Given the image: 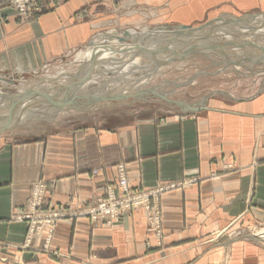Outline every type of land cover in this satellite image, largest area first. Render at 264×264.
I'll return each mask as SVG.
<instances>
[{"label": "crops", "instance_id": "0c3cea01", "mask_svg": "<svg viewBox=\"0 0 264 264\" xmlns=\"http://www.w3.org/2000/svg\"><path fill=\"white\" fill-rule=\"evenodd\" d=\"M110 4L179 27L264 12V0H68L31 23L9 17L0 25V69L31 73L87 44L110 20L94 15ZM220 82L230 87L194 115L66 126L31 141L1 138L0 264H264L258 239L211 240L230 227L264 223V73ZM242 86L252 92L239 94ZM120 164L135 187L196 179L162 195L160 237L139 210L114 227L66 217L28 245V223L12 216L26 208L34 181L47 184L55 205L86 203L116 182Z\"/></svg>", "mask_w": 264, "mask_h": 264}, {"label": "rangeland", "instance_id": "374dc122", "mask_svg": "<svg viewBox=\"0 0 264 264\" xmlns=\"http://www.w3.org/2000/svg\"><path fill=\"white\" fill-rule=\"evenodd\" d=\"M66 1L68 0H0V25L9 17H16L23 24L31 23L37 16L47 13L52 7L62 5ZM132 8L124 9L116 4L107 5L103 9L100 8L94 15L95 18L99 14L98 16L105 15L110 20L96 29L90 41L81 47L66 52L61 59L46 63L37 71L29 73L0 69V139L31 141L66 126L92 124L94 122L104 126H113L128 124L137 117L143 119L151 115L167 116L181 113L194 115L207 108V100L213 97L216 92L217 94H220V91L223 93L224 90L221 88L230 87L228 84L220 87L223 84L220 82L221 80L225 78L229 80L240 79L241 76L247 75L260 78L261 74L264 73V65H261L264 62V47H260L264 46V34L248 36L245 32H239V28L236 27V25H243V27H247L246 29H250L248 27L258 26L259 23L260 25L264 24V18L261 17L264 12H256L240 16L223 14L215 19L190 26L191 30L181 29L188 32L189 38L204 39L198 45L203 52H198L194 46L188 48L190 43L195 41H186V45L177 46L178 53L171 51V57L165 59L168 62H155L158 60L149 59L147 64L139 69L136 68L137 70L132 75L134 78L131 76L132 80L130 81L125 82L124 77H119L112 71L100 74V78L93 82L86 81V76L92 70L90 71L89 68L84 70V61L78 58V54L81 50L93 45L94 40L101 42L104 38L114 39V37L118 36L116 38H119L122 35L125 37L126 31L140 33L143 30L159 31L165 27L171 30L170 27L183 25L159 20L158 15H152L145 9ZM85 11L83 9L82 12ZM255 16L259 22H249ZM196 29H199L197 35L194 32ZM182 31L181 34H184ZM226 34H230L231 38H228ZM188 37L182 36L183 39ZM131 40L129 38V41ZM213 40L216 46H213ZM248 40H253L255 45L247 44ZM184 48L188 51L182 53ZM214 48L217 52H210ZM166 51L165 49L161 50V54L167 56ZM164 57L159 60H164ZM252 62L259 65L254 64L253 69L247 70L245 66L251 67ZM98 72L100 71H94V73ZM144 79L147 80L143 81ZM112 81L117 85H114ZM42 82L44 84L40 85L41 87L37 91L46 93L49 85L52 84L58 91L56 95H53L56 99L74 100L76 105L68 104L60 109L47 98L36 99V96H40L34 94V87L37 83ZM110 86L113 87L110 88ZM43 88L45 89L43 90ZM250 88L251 86L248 87V89ZM23 92L26 94L21 95ZM31 92L30 96L37 100L36 103L31 98L33 103L31 102V106L29 109L27 108L26 111L28 112L17 110L16 106L20 103L19 101L25 100ZM250 92L252 90H246L244 86L238 90L239 94ZM18 95H21V99H16ZM93 96L103 99L97 101ZM9 104L11 111L12 108H15V113L13 112L12 115L11 112L5 113L3 111L6 105L9 108ZM185 106L196 109H186ZM43 112L45 114H41ZM9 122L11 125L5 128L4 126ZM224 168L229 171L233 169V166ZM124 169L123 164L118 165L116 182L109 184L103 195L94 196L86 203L79 202L75 205L59 206L51 203L48 197L47 184L43 181H34L31 185L26 208L16 211L12 219L28 223L29 245L31 238L34 239L44 227L52 228L49 231L52 232L56 222L66 217H88L92 223H103L106 226L114 227L120 224L124 217L131 212L143 210L148 224L160 237V222L162 221L160 201L162 195L173 189L184 188L196 179L168 181L152 187H135L127 178ZM96 173L97 171H93V174ZM39 186L45 187L44 191L41 192L38 189ZM37 195H41V197L38 198ZM102 202L107 206L104 212L98 209ZM221 236L228 238L248 236L258 239L259 243L264 246V223H254L238 230L230 227L216 233L211 240ZM24 247L28 246L25 245ZM13 264L24 263L18 260Z\"/></svg>", "mask_w": 264, "mask_h": 264}, {"label": "bare ground", "instance_id": "6f19581e", "mask_svg": "<svg viewBox=\"0 0 264 264\" xmlns=\"http://www.w3.org/2000/svg\"><path fill=\"white\" fill-rule=\"evenodd\" d=\"M259 17V16H258ZM264 18V15L261 16ZM257 16H255L253 19H250L249 22L253 23H257ZM259 22V21H258ZM253 25V24H252ZM165 26V25H164ZM237 28H239V32H245L248 34V36H254L256 34H264V24L259 23L258 26H250L248 28L250 29H246L247 27H243L236 25ZM171 30H168L166 27L165 28H161L162 30H156V31H147V30H143L142 32H136V31H130L129 34L125 37H123V35L121 36V38L126 39V40H120L119 38L114 37V39H103V41L99 42L98 40H94L93 41V45L88 46L86 49L81 50V52H79L78 54V58L81 61H84V70L86 69H90V71L92 70V72H90L85 78L86 81L88 80L93 82L95 80H98L100 77V74H104L105 72H110L112 71L113 73H115L116 75H118L119 77H124V80H126L125 82H127L128 80H132V75L134 74L135 70L139 69L140 67L144 66L145 64H147V62H149V59H155L158 61L155 62H163V61H167L165 60L166 58L171 57L170 53H172L174 51V53H178L179 50L177 49V46H184L186 45V41L187 42H193L190 43L189 47L194 46V48H197V51H202L201 48H199V44L201 43V40H204L202 38H198V37H194V38H189L187 36L188 32L187 31H182L183 29L185 30L184 27H179V26H174L170 27ZM253 28V29H252ZM182 29V30H181ZM192 29V28H191ZM199 29H196L194 32L197 33ZM114 31V30H112ZM181 31L184 34H181ZM111 33V32H110ZM190 33V32H189ZM117 34V33H115ZM217 35V34H215ZM228 38H231L230 34H226ZM99 36V35H98ZM149 36H152L151 38ZM180 36V37H178ZM182 36L188 37V38H182ZM234 36V35H233ZM129 38H131L132 40L129 41ZM212 38V37H211ZM242 38V37H241ZM215 39V38H213ZM151 40V41H150ZM185 40V42H184ZM229 41V40H228ZM239 41V40H238ZM215 45V41L213 40L212 42ZM219 43V42H218ZM229 43V42H228ZM232 43V42H231ZM252 44L255 45V42L253 40H248L247 44ZM229 45V44H228ZM219 46V45H218ZM224 47V46H223ZM226 47V46H225ZM245 47V46H244ZM260 47H264V46H260ZM167 50V56L164 54H161V50ZM264 49V48H263ZM172 51V52H171ZM188 51L187 49L185 50V48L181 51L186 52ZM203 52V51H202ZM210 52H217L216 49H212L210 50ZM264 54V53H263ZM170 55V56H169ZM164 57V60H159L160 58ZM174 57V56H173ZM175 58V57H174ZM177 58V56H176ZM179 58V57H178ZM170 61V60H169ZM168 62V61H167ZM156 64V63H155ZM159 65V64H158ZM164 65V64H163ZM237 65V64H236ZM243 65V64H242ZM150 66V65H149ZM137 68V69H136ZM236 68V67H235ZM99 70L100 72L98 73H94V71ZM153 72V71H152ZM75 74V73H73ZM154 74V73H153ZM151 74V75H153ZM148 75V74H147ZM69 76V75H68ZM132 76V77H131ZM151 77V76H150ZM113 78V77H112ZM134 78V77H133ZM62 79V78H61ZM66 79V78H65ZM147 79H144L143 81H145ZM68 81V80H67ZM117 81V80H116ZM120 81V80H119ZM118 81V83H120ZM135 81V80H134ZM52 82V81H51ZM54 82V81H53ZM113 82V81H112ZM122 82V81H121ZM62 83V82H61ZM108 83V81H107ZM130 83V82H129ZM139 84V82H137ZM44 83H37L34 87L33 91H37L39 87H41L40 85H43ZM59 84V83H58ZM84 84V83H83ZM83 84H80V86ZM114 85H117L115 82H113ZM46 85V83H45ZM128 85V84H127ZM48 86V85H47ZM69 86V85H68ZM129 86V85H128ZM126 86V87H128ZM23 87V86H22ZM113 86H110V88ZM116 87V86H115ZM121 88V87H120ZM132 88V87H131ZM20 89V88H19ZM45 88H43L44 90ZM135 89V88H134ZM57 89L54 87V85L50 84L49 88H48V92H46V94L53 96L56 95V93H58V91H56ZM132 90V89H130ZM136 90V89H135ZM55 91V92H54ZM128 91V90H127ZM129 92V91H128ZM131 92V91H130ZM45 93V92H43ZM26 93H22L21 95H24ZM131 94V93H130ZM20 96V95H19ZM58 96V95H57ZM21 97V96H20ZM31 98L34 100L33 97H31L30 95L27 96V98L23 101H19L20 103L16 106L17 110H23L25 112L27 108L29 109L30 103H33V100H31ZM39 98L40 100L44 99L45 97L40 96L37 97L36 99ZM62 98V97H61ZM18 99V98H17ZM34 100L36 103L37 100ZM63 99V98H62ZM75 99V98H74ZM41 102V101H40ZM34 105V104H33ZM32 105V106H33ZM73 105V104H72ZM71 105V106H72ZM39 106V105H38ZM44 107V106H43ZM75 107V106H74ZM78 107V106H77ZM64 108V107H63ZM40 109V108H39ZM46 109V107H45ZM53 109V108H52ZM55 109V107H54ZM57 109V107H56ZM62 109V108H60ZM47 110V109H46ZM49 110V109H48ZM3 111L5 113L11 112V106L9 104V108L6 105V108H3ZM39 112V110H36ZM54 111V110H53ZM41 112V111H40ZM15 113V112H14ZM37 114V113H36ZM40 114V113H39ZM41 114H45L44 112ZM28 116V115H27ZM46 116V115H45ZM36 117V116H35ZM47 119V117H45ZM24 120V119H23Z\"/></svg>", "mask_w": 264, "mask_h": 264}, {"label": "water", "instance_id": "95a60500", "mask_svg": "<svg viewBox=\"0 0 264 264\" xmlns=\"http://www.w3.org/2000/svg\"><path fill=\"white\" fill-rule=\"evenodd\" d=\"M183 27L185 28V30H191V28H190L189 26H183ZM183 30H184V29H183ZM128 34H129V31H126V32H125V36H127ZM120 40H126V39H123V38L120 37ZM31 94H32V92L29 93V95H31ZM34 94H38L39 96H43V97L49 99V101H51V103H53L54 105L58 106L59 108L65 107V106L68 105V104L76 105V102H75L74 100H72V101H71V100H70V101L59 100V99H56V97H54V96H51V95H48V94H46V93L39 92V91H34ZM20 96H21V95H20ZM20 96L18 95L17 98H18V99H21ZM93 97H94V99H96L97 101L103 99V98H101V97H99V98H97V97H95V96H93ZM162 97H164V96H162ZM17 98H16V99H17ZM107 99H108V98H107ZM179 104L181 105V103H179ZM185 108H186V109H196V108H193V107H186V106H185ZM14 111H15V108H12L11 115L13 114ZM10 122H11V121H10ZM10 122H9L6 126H4V127H5V128H8L9 125H11ZM0 129H1V128H0Z\"/></svg>", "mask_w": 264, "mask_h": 264}, {"label": "built area", "instance_id": "2783aa9c", "mask_svg": "<svg viewBox=\"0 0 264 264\" xmlns=\"http://www.w3.org/2000/svg\"><path fill=\"white\" fill-rule=\"evenodd\" d=\"M45 188V187H44ZM44 188H42V187H38V189L42 192V191H44ZM126 188V187H125ZM37 197L39 198V197H41V195H37ZM107 208V206L102 202V204L101 205H99V207H98V209H100L101 211H103L104 212V210Z\"/></svg>", "mask_w": 264, "mask_h": 264}]
</instances>
